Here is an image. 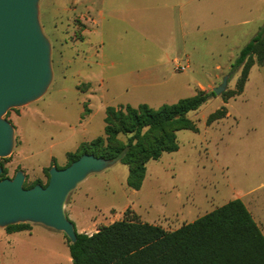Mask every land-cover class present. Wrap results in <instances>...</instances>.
Listing matches in <instances>:
<instances>
[{"label": "rangeland", "instance_id": "rangeland-1", "mask_svg": "<svg viewBox=\"0 0 264 264\" xmlns=\"http://www.w3.org/2000/svg\"><path fill=\"white\" fill-rule=\"evenodd\" d=\"M40 22L53 81L41 100L5 116L15 128L14 151L0 159L6 178L23 171L26 189L46 186L48 169L65 168L69 154L104 136L108 107L159 109L212 93L227 76L226 91L189 114L198 133L178 132L179 151L149 162L140 190L118 163L80 184L65 211L82 234L124 220L175 231L241 199L264 234V65L255 57L238 95L241 73L232 74L264 26V0H42ZM134 78L145 87L134 88ZM33 228L48 234L19 235L14 249L0 230V263L73 264L65 234Z\"/></svg>", "mask_w": 264, "mask_h": 264}, {"label": "trees", "instance_id": "trees-1", "mask_svg": "<svg viewBox=\"0 0 264 264\" xmlns=\"http://www.w3.org/2000/svg\"><path fill=\"white\" fill-rule=\"evenodd\" d=\"M255 57L258 64L264 65V26L242 48L232 65V74L241 73L235 95L243 93ZM215 96L214 92H199L159 109L147 104L108 107L104 136L82 144L78 154H69L66 167L85 154L121 159L120 163L129 167L128 187L138 191L149 162L179 151L178 132L198 133L189 114L200 110ZM225 116L222 109L212 114L207 124ZM0 168H3L1 179H7L6 168L1 164ZM27 227L28 224H19L6 230L16 233L26 231ZM76 234L75 244L67 238L73 264H264V234L241 199L230 201L175 231L124 220L94 235L79 233L77 228Z\"/></svg>", "mask_w": 264, "mask_h": 264}, {"label": "water", "instance_id": "water-1", "mask_svg": "<svg viewBox=\"0 0 264 264\" xmlns=\"http://www.w3.org/2000/svg\"><path fill=\"white\" fill-rule=\"evenodd\" d=\"M41 1L0 0V159L10 157L15 148V128L5 119L7 113L41 100L53 81L51 43L40 22ZM227 85L226 76L213 92L220 96ZM120 162L85 154L64 169L52 167L48 185L30 189L24 187L23 171L13 179H1L0 168V229L40 225L65 234L75 244L76 228L65 211L69 196L91 175Z\"/></svg>", "mask_w": 264, "mask_h": 264}, {"label": "crops", "instance_id": "crops-1", "mask_svg": "<svg viewBox=\"0 0 264 264\" xmlns=\"http://www.w3.org/2000/svg\"><path fill=\"white\" fill-rule=\"evenodd\" d=\"M145 79L146 78H148V77H144ZM130 82L132 83V86L134 87V88H141V87H145V84H143V81H140V79H135L134 78V82H132L131 80H130ZM77 226V225H76ZM41 227V226H40ZM43 227V226H42ZM76 228H78V226L76 227ZM41 229V228H40ZM35 230V228H33V230H31V231H23V232H16V233H7L6 232V230H4V229H0V230H2V231H5V232H3V235H4V237L8 240V242L10 243L8 246H10L9 248L10 249H14V243H13V239H15V238H17V237H20L19 235H25V234H29L30 236L32 235V233H34V232H43V233H46V234H48L47 232H44V230ZM80 233V232H79ZM0 264H2V263H0Z\"/></svg>", "mask_w": 264, "mask_h": 264}, {"label": "built area", "instance_id": "built-area-1", "mask_svg": "<svg viewBox=\"0 0 264 264\" xmlns=\"http://www.w3.org/2000/svg\"><path fill=\"white\" fill-rule=\"evenodd\" d=\"M181 69H182V70H186V66H182Z\"/></svg>", "mask_w": 264, "mask_h": 264}]
</instances>
